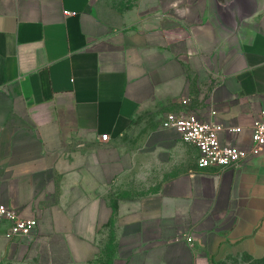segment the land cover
Masks as SVG:
<instances>
[{
    "label": "crops",
    "instance_id": "crops-1",
    "mask_svg": "<svg viewBox=\"0 0 264 264\" xmlns=\"http://www.w3.org/2000/svg\"><path fill=\"white\" fill-rule=\"evenodd\" d=\"M251 1L232 32L214 0H0V203L37 219L31 234L0 227V264L264 256V150L200 167L161 125L194 113L251 147L264 0Z\"/></svg>",
    "mask_w": 264,
    "mask_h": 264
},
{
    "label": "built area",
    "instance_id": "built-area-1",
    "mask_svg": "<svg viewBox=\"0 0 264 264\" xmlns=\"http://www.w3.org/2000/svg\"><path fill=\"white\" fill-rule=\"evenodd\" d=\"M161 125L174 128L187 142L198 149L197 163L200 167L236 165L248 158L251 153L264 150V107L259 111L252 124L251 147L239 148L233 144L221 143L220 124L205 121L194 113L179 114L168 112L164 115ZM230 132H238L239 127H228ZM108 135L102 134L101 140H107ZM6 224L10 235L31 234L37 226V219L22 217L17 210L0 203V227ZM191 238L188 237V240Z\"/></svg>",
    "mask_w": 264,
    "mask_h": 264
},
{
    "label": "water",
    "instance_id": "water-1",
    "mask_svg": "<svg viewBox=\"0 0 264 264\" xmlns=\"http://www.w3.org/2000/svg\"><path fill=\"white\" fill-rule=\"evenodd\" d=\"M214 4L220 23L232 32H236L252 12L251 0H214Z\"/></svg>",
    "mask_w": 264,
    "mask_h": 264
},
{
    "label": "rangeland",
    "instance_id": "rangeland-1",
    "mask_svg": "<svg viewBox=\"0 0 264 264\" xmlns=\"http://www.w3.org/2000/svg\"><path fill=\"white\" fill-rule=\"evenodd\" d=\"M149 120H155V115L149 114ZM140 118L138 117L137 121ZM221 264H264V256L262 257H251L249 255H237L234 257H229L221 262Z\"/></svg>",
    "mask_w": 264,
    "mask_h": 264
}]
</instances>
